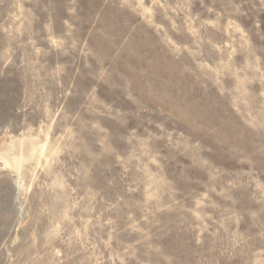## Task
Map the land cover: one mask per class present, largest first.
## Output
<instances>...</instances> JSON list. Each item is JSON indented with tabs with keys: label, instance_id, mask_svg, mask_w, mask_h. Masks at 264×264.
<instances>
[{
	"label": "rangeland",
	"instance_id": "rangeland-1",
	"mask_svg": "<svg viewBox=\"0 0 264 264\" xmlns=\"http://www.w3.org/2000/svg\"><path fill=\"white\" fill-rule=\"evenodd\" d=\"M0 264H264V0H0Z\"/></svg>",
	"mask_w": 264,
	"mask_h": 264
}]
</instances>
